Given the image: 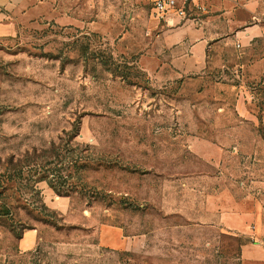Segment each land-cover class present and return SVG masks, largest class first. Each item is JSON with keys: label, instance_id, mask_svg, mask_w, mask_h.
Wrapping results in <instances>:
<instances>
[{"label": "rangeland", "instance_id": "1", "mask_svg": "<svg viewBox=\"0 0 264 264\" xmlns=\"http://www.w3.org/2000/svg\"><path fill=\"white\" fill-rule=\"evenodd\" d=\"M46 1L0 44V264L264 259V84L238 110L232 74L149 76L172 29L143 0Z\"/></svg>", "mask_w": 264, "mask_h": 264}, {"label": "crops", "instance_id": "2", "mask_svg": "<svg viewBox=\"0 0 264 264\" xmlns=\"http://www.w3.org/2000/svg\"><path fill=\"white\" fill-rule=\"evenodd\" d=\"M45 4L46 0H0V44L17 38L26 23L40 17L39 10ZM204 5L207 13L197 15L195 23L162 30L161 68L153 71L146 67V73L161 79L190 77L200 86L199 91L212 83L215 74H232L242 83L237 101L241 110L244 97L252 93L250 84H264V0H206ZM198 148L196 144V154H203ZM204 152L219 156L224 149L209 147ZM220 220L228 228L229 217L221 215ZM258 233L264 239V227ZM35 239L32 231L25 234L21 248H31ZM99 240L102 246L116 250L132 245L121 226L102 225ZM243 259L246 264H264L262 255L255 260Z\"/></svg>", "mask_w": 264, "mask_h": 264}, {"label": "built area", "instance_id": "3", "mask_svg": "<svg viewBox=\"0 0 264 264\" xmlns=\"http://www.w3.org/2000/svg\"><path fill=\"white\" fill-rule=\"evenodd\" d=\"M152 16L163 26L174 29L187 23H195L197 15L207 13L206 0H143ZM200 12L201 14H199Z\"/></svg>", "mask_w": 264, "mask_h": 264}, {"label": "trees", "instance_id": "4", "mask_svg": "<svg viewBox=\"0 0 264 264\" xmlns=\"http://www.w3.org/2000/svg\"><path fill=\"white\" fill-rule=\"evenodd\" d=\"M121 77H123L124 79H125V77L123 76V75H121ZM51 187H52V185H50ZM53 188V187H52ZM6 214H9V212L8 213H6Z\"/></svg>", "mask_w": 264, "mask_h": 264}]
</instances>
